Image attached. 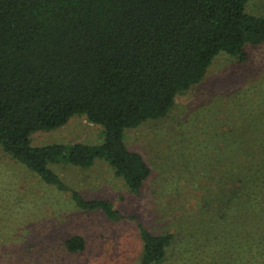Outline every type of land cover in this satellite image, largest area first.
Returning <instances> with one entry per match:
<instances>
[{"label":"trees","instance_id":"obj_1","mask_svg":"<svg viewBox=\"0 0 264 264\" xmlns=\"http://www.w3.org/2000/svg\"><path fill=\"white\" fill-rule=\"evenodd\" d=\"M247 2L0 0V146L60 188L67 187L53 164L90 169L106 160L139 194L151 168L128 147L126 132L165 118L179 94L204 80L218 55L250 60L245 45L264 44V16L248 13ZM254 111L251 125L232 126L223 135L224 152L218 149L233 185L207 226L204 245L214 264H264V112ZM75 115L101 125L103 142L31 144L35 132L57 129ZM72 196L81 210L125 218L108 200L75 189ZM139 227L142 264H161L174 235ZM67 246L81 250L84 240L74 237Z\"/></svg>","mask_w":264,"mask_h":264},{"label":"rangeland","instance_id":"obj_2","mask_svg":"<svg viewBox=\"0 0 264 264\" xmlns=\"http://www.w3.org/2000/svg\"><path fill=\"white\" fill-rule=\"evenodd\" d=\"M246 10L264 16V0H248ZM245 50L248 62L218 55L204 80L179 94L165 118L126 132L128 147L151 168L139 194L115 176L106 160H96L90 169L53 164L67 187L60 188L0 146V264H142L140 224L156 235H174L161 264H214V253L204 243L221 197L233 185L220 166L218 149L224 152L223 135L232 126L251 125L254 110L264 112V44H246ZM103 139L101 125L75 115L57 129L35 132L31 144L94 145ZM72 189L108 200L125 218L114 221L103 210H81ZM74 237L83 238V249L68 248Z\"/></svg>","mask_w":264,"mask_h":264}]
</instances>
